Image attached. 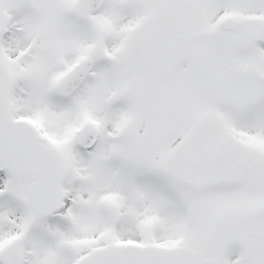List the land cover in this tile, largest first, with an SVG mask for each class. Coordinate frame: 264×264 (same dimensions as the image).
Wrapping results in <instances>:
<instances>
[{
	"label": "snow or ice",
	"instance_id": "snow-or-ice-1",
	"mask_svg": "<svg viewBox=\"0 0 264 264\" xmlns=\"http://www.w3.org/2000/svg\"><path fill=\"white\" fill-rule=\"evenodd\" d=\"M0 264H264V0H0Z\"/></svg>",
	"mask_w": 264,
	"mask_h": 264
}]
</instances>
